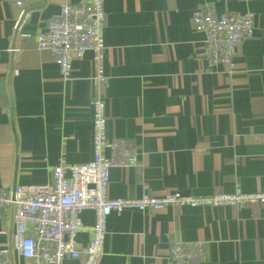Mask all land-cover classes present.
Wrapping results in <instances>:
<instances>
[{
  "label": "crops",
  "instance_id": "1",
  "mask_svg": "<svg viewBox=\"0 0 264 264\" xmlns=\"http://www.w3.org/2000/svg\"><path fill=\"white\" fill-rule=\"evenodd\" d=\"M0 0V190L52 183L58 165L93 156L92 53H74L71 75L36 35L58 3ZM106 137L123 138L137 167L112 168V200L178 193L194 198L264 193V0H103ZM197 8L217 16L255 14L252 37L236 49L228 74L204 57ZM13 205L0 210V252L12 248ZM78 248L90 240L94 213L81 214ZM97 264H163L171 242H200L199 264H264V207L168 206L124 210L106 221ZM65 259L63 264H81Z\"/></svg>",
  "mask_w": 264,
  "mask_h": 264
},
{
  "label": "built area",
  "instance_id": "2",
  "mask_svg": "<svg viewBox=\"0 0 264 264\" xmlns=\"http://www.w3.org/2000/svg\"><path fill=\"white\" fill-rule=\"evenodd\" d=\"M58 9L48 19L45 30L36 35V46L56 56L64 80L71 75L74 53H92L96 88L90 102L93 156L86 164L53 168L50 184L18 186L11 197L0 190V210H7L9 205L14 208L12 248L18 256L30 264H63L65 259L79 258L81 264H97L107 233V218L124 210L155 212L168 206L264 207V193L245 194L239 188L211 198L172 193L160 198L143 194L133 199H110V170L133 168L138 163L137 153L128 140L106 137V104L101 92L106 82L103 0H79L74 4L62 1ZM254 19L251 12L221 16L210 8L193 12V29L204 37V57L211 66L220 65L228 74L234 72L236 49L252 37ZM88 210L94 213V223L88 229L90 240L85 247L78 248L76 238L83 231L81 214ZM205 258L200 242H171L163 264H199ZM0 264H9L4 252H0Z\"/></svg>",
  "mask_w": 264,
  "mask_h": 264
},
{
  "label": "water",
  "instance_id": "3",
  "mask_svg": "<svg viewBox=\"0 0 264 264\" xmlns=\"http://www.w3.org/2000/svg\"><path fill=\"white\" fill-rule=\"evenodd\" d=\"M13 193H14V190L12 191V195H13Z\"/></svg>",
  "mask_w": 264,
  "mask_h": 264
}]
</instances>
